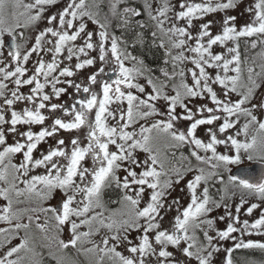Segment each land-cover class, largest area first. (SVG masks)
<instances>
[{
    "label": "snow or ice",
    "instance_id": "6c2138e0",
    "mask_svg": "<svg viewBox=\"0 0 264 264\" xmlns=\"http://www.w3.org/2000/svg\"><path fill=\"white\" fill-rule=\"evenodd\" d=\"M238 2L179 0L177 10L170 0H155V8L152 0H143L142 8L130 0H65L45 16L58 0H0V200L6 202L0 222L10 226L0 228V234L10 242L24 232L0 256V264H43L38 238L30 231L33 223L42 234L40 247L73 248L94 256L93 264H105V258L112 264H212L213 253L220 251L213 241H235L236 232L264 235V210L252 222H241L239 215L248 197L264 201V99L252 103L264 84V51L259 65L255 59L242 61L239 51L241 38L252 49H264V0L245 9L250 22L242 26L236 16L225 15L218 34L210 30L212 21L201 23L195 35L191 31L197 27L194 20ZM8 16L15 25L7 23ZM42 20L45 27L36 30L30 47H23L18 35L23 40L24 34L16 28ZM146 30H151L152 46L163 50L158 75L129 51L143 45ZM129 33L135 37L131 42ZM214 45L225 50L214 53ZM85 68L92 70L84 81L72 79ZM65 94L71 103L58 102ZM34 125L39 131L32 130ZM201 126H207L206 138L197 134ZM61 131L82 134L66 143ZM49 138L54 144L39 151ZM17 154H22L19 163L14 162ZM182 181L186 206L178 197L169 200ZM216 185L222 186L216 188L219 199L211 193ZM229 189L232 195L241 192L235 216L223 204L231 198ZM57 192V204L45 206ZM21 197L36 206L15 208L24 203ZM222 204L230 222L218 230L209 215ZM260 207L251 203L244 214ZM24 212L37 215H28L24 223ZM66 225L67 240L61 239ZM121 246L128 255L117 251ZM241 248L264 250V242L239 240L225 249L224 264H233L232 253ZM53 258L67 264L63 257Z\"/></svg>",
    "mask_w": 264,
    "mask_h": 264
},
{
    "label": "rangeland",
    "instance_id": "374dc122",
    "mask_svg": "<svg viewBox=\"0 0 264 264\" xmlns=\"http://www.w3.org/2000/svg\"><path fill=\"white\" fill-rule=\"evenodd\" d=\"M23 2L24 3H30V2H32V0H23ZM130 2L137 3L141 8L143 7V0H130ZM170 2H171V4L176 5V9L179 10V8H178L179 0H170ZM191 2H193V3H203L204 0H191ZM222 2H226V0H222ZM254 2H255V0H239V2L237 3L235 8L227 9V10H224L222 12L218 11V12H215V13L206 14L203 17V19L194 20L193 21V24L196 25L197 27L193 28L191 31L193 32V35H195L196 32L198 31V26L201 23H207L209 21H212L213 23H212V27H211L210 30H211L213 35L218 34L222 30L221 29V25H222V21H223V18H224L225 15L236 16L237 20H236L235 23L237 24L238 27L242 26L245 23L250 22V14L247 13L245 11V9L249 5L253 4ZM64 3H65V0H58L57 4H55L53 6H50L48 8V11H50V10H59V9H61L64 6ZM152 3H153V8H155L157 6L156 3H155V0H152ZM213 3H215V0H213ZM20 10H23V9H20ZM169 15L171 16L172 13H169ZM145 18L147 19L146 16H145ZM18 19H19V22L21 23V25L24 24L25 17L20 16V17H18ZM7 23L9 25H15L16 20L12 19L11 16H8L7 17ZM179 23L181 25L184 24L183 21H180ZM168 26H170V25L169 24L165 25V27H168ZM90 27H93V26L90 25ZM252 39H255V37H253ZM191 43H194V41L191 42ZM229 46H232L231 42H229ZM224 50L225 49L221 48L219 45H214L213 46V52L214 53H220V52H223ZM262 51H264V49H262L259 46V48L257 50H255L254 53H252L253 54L252 58L249 59V60L247 59V61L249 63H251L252 60L255 59L256 64L259 65L262 62L261 56H260V53ZM45 58H48V57H45ZM126 64H127L128 67L132 66L130 63H127V62H126ZM188 67H191V65H188ZM170 69H171V67H170ZM256 70L259 71V67H257ZM209 71L214 73L215 70H209ZM245 75H246V73H245ZM139 82L140 83H145V81L143 79H141ZM188 83H191V78L190 77L188 78ZM10 87H11V85H10ZM168 91H169L170 94H172L171 93V88H169ZM232 99L236 100V99H238V97L233 95ZM261 99H264V84H262L261 87L259 89H257L256 96L252 100V103H257ZM203 102H206V101H203ZM203 102L202 101H198V100L194 101V103H203ZM190 107H191V105H190ZM178 111H179V109H178ZM260 118L264 119V115H262ZM244 119H245L244 117L240 118V125H242L244 123ZM240 125H237V127H239ZM206 127L207 126H201V128L197 130V134L201 138H206L205 137V133H204V128H206ZM218 150L223 151L222 146ZM244 164H248V162L245 161ZM40 170H43V169H37L36 172L37 173H41ZM33 174H35V173H33ZM191 175L192 174L189 173L186 176L185 180L190 179ZM181 185L182 186L176 187L175 191L172 192V196L169 197V200L178 197V198H180L181 203L186 206V204L188 202V197L186 195V190H185V192H181L180 191V188L183 187V185H184V181L181 182ZM216 186H218V188L222 187L220 185H216ZM212 191H213L214 198H216V196L217 197L219 196V194H217V192H216V188H214ZM233 191L234 190L229 189L228 196H230L231 198L230 199L226 198L223 201V204H227L229 206L228 207V211H230L235 216L236 215L235 207L240 201L241 192L239 190H235V195H232ZM216 199H219V197L216 198ZM247 199H248V203H246L243 206V208H241V212L239 214L241 222L243 220H245V219L249 220V222L254 221L255 219H257L259 217L261 210H264V201L257 200L254 197H248ZM5 203H6L5 201L0 200V206H3ZM251 203H258V204L261 205V207L255 209L253 211V213L251 214V216H246L244 214L245 210L247 209V207L250 206ZM223 204H222V206L219 209H214L209 215V218L214 219V221H215L214 228L218 229V230L226 229L227 224L230 222L228 217L225 215V208L223 207ZM141 206H143V204ZM220 216H225V219L223 221H221L219 219ZM236 226L240 227V225H236ZM7 227H9V225L6 226L4 222H0V228H7ZM34 232H35V235L38 238L37 251L41 252L42 254H44L43 251H42L44 249H47V250L50 249L51 251H56L57 252V253H54V254L52 253L50 256H48L46 258L43 257V264H57V259H54L53 256H55L57 258L63 257L65 259V261L67 262V264H77V262H75L76 261L75 258L73 256L69 255V253L71 251V250H69V248L65 249L63 252H59L56 249L54 244L51 246V248H49V247H40L39 246V237L42 234L39 233V231L35 228V226H34ZM213 232L215 233V231H213ZM68 235H69V233H68ZM232 235L236 237V240L234 241V240L228 239V240L220 241L218 243L220 251L219 252H215L213 254V256H218V255L225 256V254H227L225 249L226 248H234L235 243L239 242V240H241V239H243L244 241L253 240V241L264 242V235H255V234H253L251 236H247V235L241 236L240 232L233 233ZM6 236H7L6 233L5 234H0V256H3L4 253L8 250V248L13 247V246L17 245L20 242V238L17 239L16 237H15V239L13 238L14 240L10 239V242H6ZM135 236H136L135 232L131 233L130 234V239L134 240ZM62 239H65V238H62ZM95 239L99 240V237H95ZM201 239H202V237H201ZM65 240H67V239H65ZM241 249H243V248H241ZM47 250H46V252H47ZM246 250H249V249H246ZM250 250L257 251V253H258V256H256L257 258H260L259 255L262 253L261 260H264V250L257 249V248H250ZM117 251H120L123 255L127 254L126 253L127 251H126V249L123 246L117 248ZM253 253H255V252H253ZM21 255H30V254H25V253L22 252ZM82 256H83V259L85 258V261L87 262V264H93V261L95 259L94 256L85 255V254H83ZM70 257L73 260H75V261H73ZM13 258H15V257H13ZM106 260H108V259L105 258V261ZM262 264H264V262Z\"/></svg>",
    "mask_w": 264,
    "mask_h": 264
},
{
    "label": "flooded vegetation",
    "instance_id": "af4514ba",
    "mask_svg": "<svg viewBox=\"0 0 264 264\" xmlns=\"http://www.w3.org/2000/svg\"><path fill=\"white\" fill-rule=\"evenodd\" d=\"M19 11H23V10H19ZM56 11H58V10H50V11H47V12H45V16H47V15H49V14H52V13H55ZM144 19H146L145 17H144ZM23 25V24H22ZM45 25H46V20H42V21H40V22H38V24L37 25H34V26H30V27H23V26H21V27H18V28H16V32H17V34H19V33H23L24 34V39L23 40H20V38H19V35H18V42L19 43H21L22 45H23V47H25V48H27V47H30L31 46V44L34 42V35L36 34V30L37 29H40V30H42L44 27H45ZM120 33H117V35H119ZM148 35H150V37L152 38V36H151V32L150 33H148ZM4 39H5V41L7 42V41H9V37H7V36H5L4 37ZM152 40H153V38H152ZM129 42H131V41H129ZM156 43L158 44L159 43V39H157V41H156ZM7 50H8V48H7V44H6V47H5V49H4V55L6 56L7 55ZM129 51H132L133 52V50H132V47L130 46L129 47ZM133 54L134 55H136L134 52H133ZM94 55V54H93ZM138 57H140V56H138ZM0 58H2V57H0ZM141 58V57H140ZM33 60L35 59V55L33 56V58H32ZM45 59H48V58H45ZM142 59V58H141ZM31 63H32V61L30 60V62H29V67L31 66ZM73 63H74V61H73ZM1 66V65H0ZM92 69H88V68H85L84 70H82V72L81 73H78L76 76H74V77H72V79L73 80H75V81H77V82H81V81H84L85 79H86V76H87V74L91 71ZM23 91H27V88H25V89H23ZM134 91V90H133ZM69 93H71V94H75L74 93V90L73 89H69ZM65 101H68L69 103H71V99H70V96L68 95V94H65V95H62L61 96V98H60V101H58V102H60V103H63V102H65ZM53 102H57V101H53ZM161 103H163V102H161ZM17 107L19 108V107H22V105H17ZM113 107H115V106H113ZM182 123H184V124H187V123H189V122H187V121H185V122H182ZM23 127H27V126H23ZM39 128H40V126L39 125H34L33 126V131H39ZM84 130H82V132H83ZM82 132L81 133H77V132H73V133H65V132H63V131H61L60 133H59V135L61 136V137H63V138H65V140H66V143L68 142V138L70 137V136H76V135H78V134H82ZM13 137L11 136V135H9V137H8V142L9 143H12L13 142ZM50 144H54V141L51 139V138H49L48 139V143L47 144H42V145H40L39 146V151H46L47 149H48V146L50 145ZM39 151H37V152H35L34 153V155L35 156H39ZM182 151L185 153V155H188V150H187V148H185V149H182ZM22 159V154H17V156L14 158V162L15 163H19L20 162V160ZM41 171V173L44 171V170H40ZM21 188L23 187V185L21 184V185H19ZM180 186H182V185H180ZM215 188H218V186H216ZM214 189V188H213ZM213 189H211V193H212V195H213ZM219 197V196H218ZM217 196H216V198H218ZM59 198H60V194L57 192V194L52 198V199H50V200H48L47 202H46V204H45V206H48V205H56L57 204V202H58V200H59ZM20 199H22V200H24V203H20V204H14V207L15 208H17V209H20V210H24V209H30V208H32V207H35L36 205H35V202L34 201H29V200H27V199H25V197H21ZM112 207H115V205H113ZM28 215H33V216H35V215H37V213H31V212H24L23 213V221L22 222H24V223H28V219H27V217H28ZM39 222H43V220L41 219ZM14 223V222H13ZM5 225L7 226L8 224H6L5 223ZM34 226H35V224L33 223L32 225H31V227H30V231L32 232V233H34L35 234V232H34ZM10 227V226H9ZM9 227H7V228H9ZM83 230H86V229H83ZM198 235H200L201 237H202V233H197ZM210 235H215V233L213 232V231H211L210 232ZM24 236V232L21 230L20 232H19V234L17 235V236H15L17 239L18 238H22ZM68 231H67V225L65 226V231H64V233H63V235L61 236V239L62 238H65V239H68ZM15 237H14V239H15ZM11 239H13V238H11ZM13 239V240H14ZM220 241H213V243L214 244H217L218 245V243H219ZM183 246V245H182ZM46 250L47 249H44V250H42L43 251V253L44 254H42L43 255V257H48V256H50L52 253L54 254V253H57L56 251H51L50 249L49 250H47V252H46ZM69 250H71L70 251V253H69V255H71V256H73L74 258H75V260H73L71 257V259L73 260V261H75V262H77V264H87V262L85 261V258L83 259V253H80V252H78L76 249H73V248H69ZM236 250V249H235ZM240 250V249H239ZM242 250V249H241ZM169 251H172L177 257H180V253H178L175 249H173V248H169ZM46 252V253H45ZM252 252L253 251H251L250 252V249H249V251H246V252H243V251H238V254H236L237 256H233L232 255V260H233V264H262L263 262H264V260H259V258H257L255 255H253L252 254ZM127 253V252H126ZM214 254V253H213ZM126 255H128V253L126 254ZM255 256V257H254ZM226 257H227V254H225V256H221V255H218V256H213V258H212V264H224V262H225V259H226ZM44 258V259H45ZM105 264H112V261H109V260H106L105 261ZM191 264H196V262L195 261H192L191 262Z\"/></svg>",
    "mask_w": 264,
    "mask_h": 264
},
{
    "label": "trees",
    "instance_id": "16d2710c",
    "mask_svg": "<svg viewBox=\"0 0 264 264\" xmlns=\"http://www.w3.org/2000/svg\"><path fill=\"white\" fill-rule=\"evenodd\" d=\"M132 4H134L135 6L137 7H140L137 3H134V2H131ZM141 8V7H140ZM151 30H146L145 31V35H144V43L143 45H141L140 43H137L136 46L133 48L132 47V50L133 52L137 55V56H140L143 60H144V63L150 67V68H153V69H156V74L158 75L159 74V67L160 66H163L162 65V56H163V50L162 49H159L158 47H153L152 46V38L150 37V35H148V33H150ZM119 33V32H117ZM129 41H132L135 39L134 35L129 33L126 37ZM245 39L246 38H241V41H240V57H241V60H245V59H251L252 58V53H254L255 50H257L259 48V46L256 48V49H252L250 47V45H246L245 44ZM169 67V70H170V67L171 65L168 66ZM227 175V174H225ZM238 251H243V252H246V251H249V250H246V249H236L233 251L232 255L233 256H237L236 254H238ZM253 251V250H250V252ZM255 252V253H253ZM252 254L255 255V256H258V253L257 251H253ZM259 260H261L262 258V253L259 255Z\"/></svg>",
    "mask_w": 264,
    "mask_h": 264
},
{
    "label": "water",
    "instance_id": "95a60500",
    "mask_svg": "<svg viewBox=\"0 0 264 264\" xmlns=\"http://www.w3.org/2000/svg\"><path fill=\"white\" fill-rule=\"evenodd\" d=\"M245 165H241L240 167H244ZM253 168L255 169V173L258 175L259 174V168H258V166H253ZM236 170V167L235 168H233V171H235Z\"/></svg>",
    "mask_w": 264,
    "mask_h": 264
}]
</instances>
